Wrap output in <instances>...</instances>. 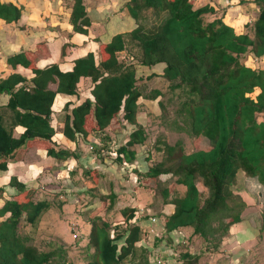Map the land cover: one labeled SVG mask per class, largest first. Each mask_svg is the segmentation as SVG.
I'll return each mask as SVG.
<instances>
[{"label": "trees", "instance_id": "obj_1", "mask_svg": "<svg viewBox=\"0 0 264 264\" xmlns=\"http://www.w3.org/2000/svg\"><path fill=\"white\" fill-rule=\"evenodd\" d=\"M249 3L258 8L257 18L245 25L243 33H238L223 18L205 25L203 17L217 13L209 4L195 8V0H129L127 9L138 27L127 34V38L139 45L138 64L135 58L127 63L120 60L127 52L126 38L122 34L115 36L111 43L101 45L99 64L91 53L77 60L70 72H62L58 65L38 68V60L49 56L44 45H39L37 52L22 51L9 56V66L29 69L34 78L28 80L20 74H12L0 80V102L2 95L10 97L7 105L10 114L0 113V170H8L12 161L24 160L32 148L44 149L48 156L59 161L75 157L69 150L57 149L53 140L56 131L51 123L57 95H77L82 78H92L94 101L86 99L76 107L66 106L64 136L73 142L79 137L87 138L117 126L122 117L136 129L129 141L116 150V158L119 164H134L138 159L136 146L148 141L144 127L138 122L143 94L138 87L137 68L165 64L162 76L172 83L171 89L184 88L187 93L188 99L180 113L185 116L190 135L196 137L197 149L187 154L182 142L168 146L164 150L165 159L149 167L145 177L163 179L168 184L161 191L162 196L164 203L175 209L165 216L161 229L165 235L181 245L175 236L190 228L197 238L218 249L223 234L242 222V213L248 207L241 195L235 193L239 173L264 188V121H258V116L264 114V69H254L241 60L248 55L264 58V0ZM241 4L246 3L241 0ZM150 10L166 14V18L147 34L140 22ZM22 11L15 4L0 0V19L7 24L19 23ZM71 24L76 33H89L92 21L84 0H75ZM154 77L156 74L147 79ZM51 85L57 88L53 90ZM256 91L259 94L254 99L251 95ZM161 95L156 91L152 100ZM19 126L25 128V132L17 138L15 128ZM86 175V192L97 191L103 173L89 169ZM198 183L203 185L205 194ZM11 186L19 193L0 210L2 217L11 214L0 222V264H50L54 254L30 245L19 229L23 217L28 224L37 226L51 205L48 201L35 202L36 190L27 188L17 178L11 180ZM179 186L186 187L182 196L176 194ZM3 198L4 190L0 188V199ZM107 200L115 204L116 194L102 196L101 207L93 213L89 235L93 252L89 264H126L143 239L144 229L136 221L138 208L122 209L125 227L121 224L114 227L100 216ZM261 219L260 231L264 233V212ZM155 220L153 224L157 228L160 222ZM162 240H158L159 243ZM144 244L142 242L143 248ZM172 259H175L174 254L156 257L158 264L159 261L173 264ZM183 261V264H197L198 257L186 253Z\"/></svg>", "mask_w": 264, "mask_h": 264}, {"label": "crops", "instance_id": "obj_2", "mask_svg": "<svg viewBox=\"0 0 264 264\" xmlns=\"http://www.w3.org/2000/svg\"><path fill=\"white\" fill-rule=\"evenodd\" d=\"M1 1L3 3H13L19 8H22L23 11L22 18L19 23L7 24L5 21L0 19V80L6 79L12 74H20L28 80L34 78L33 72L29 69H25L21 66H18L16 69H14L9 66L7 63V58L22 51L37 52L39 45H44L47 48V52L49 54V56H42L38 60L37 66L40 69H46L53 65H58L62 72H70L74 69L75 62L77 60L85 58L91 53L95 55L96 63L99 64V53L102 44H109L112 42L115 36L124 32L129 34L138 27L136 21H132V23L126 25L128 20L131 19L127 9L129 0H84V4L92 21V25L88 29L89 33L87 35L76 33L71 24L72 6L74 5L75 0ZM223 2L224 3H221L220 6L225 8L227 2L225 0H223ZM250 5H254V7L257 9L255 4ZM215 9L216 11L218 10L216 5ZM257 11L259 12L258 9ZM258 12L256 14H258ZM249 16L250 15L244 16L243 18L246 20V18ZM224 21L226 22V20ZM226 23L233 26L238 33H243L245 31V26L238 25L236 22ZM125 54L126 55L124 58L128 56L127 52H125ZM121 56L120 60L123 59ZM165 67V64H159L152 68L144 66H139L138 68L139 73L142 72L146 74V78L153 74H156L157 78H161ZM93 86L94 84L92 78H82L78 85L77 95L70 96L58 94L53 105L51 124L56 131L53 140L57 145V149L69 150L75 153V157L66 161H59L48 156L47 151L44 149L32 148L26 153L24 160L12 161L9 163L8 170H0V188L4 190V198L0 199V210H2L6 201H12L19 193L16 187L11 186V180L13 178H17L18 181L27 186V188L36 190L34 197L35 202L48 201L51 205L49 210L42 216L37 226L28 224L23 217L19 232L22 237H25L29 240L28 243L30 245H33L31 244V233H28L29 236L27 233L26 235H23L24 233L22 231L24 228L32 230V233L40 229V227L43 226L45 220H50L53 215L55 217V209H57V207H61L62 205L64 207L67 205L64 204V200L62 199H64L66 196L69 198V194L71 193L74 194L75 192H83L82 196L87 198L91 197L88 195L90 192H86V183H83L88 180L86 170L88 171L89 169H97L103 173V177L100 180L99 189L90 193L95 196V199H101L102 196H109L114 193L117 196L116 205L118 206L117 203L121 202L120 206H118V208H120L123 206L124 201L128 200V195L132 193L131 190H121V187H119L121 180L116 181L115 179L110 178L112 176V172H114L116 175L119 171H116V168L122 170L124 169V165L119 164L115 156V161H113L110 165V167L112 166L113 169L106 170L108 166L104 165L105 163H102L100 160V154L102 152H107V154L112 156L115 147H117L115 148L117 150L120 146L125 145L129 141L130 135L135 131V126L129 125L121 117L119 119L121 124L117 126H110L104 132L94 133L87 138L79 137L78 140L74 142L67 139L63 134L66 106L70 104L72 105V108L76 107L86 99H92L94 101L91 93ZM50 88L55 90L57 86L51 85ZM144 99L145 98L143 94L139 104H141V102H145L143 101ZM9 100L10 97L7 94L1 96L0 113L5 115L10 114V111L7 107ZM139 118L140 114H138V122L142 127H144L145 131H147L145 125L142 121H140L141 119ZM6 125H9V121ZM24 132L25 128L21 126L16 127L15 137H20ZM118 137L120 138L118 139ZM118 142L119 144L116 145ZM146 146L147 142L145 145L136 146L138 159L134 164L126 163L129 166L135 167V169H133L134 171L132 172L133 175H136L137 172H135V170L140 168V164H142L140 160V155H142V153H140V147L141 149H144ZM114 154H116V152ZM106 160H108V157L105 155V161ZM134 165L138 166L136 167ZM121 174L122 172H120L119 176L121 179H123L125 173L123 172L122 176ZM130 184L131 183H129V186H135L134 184ZM131 188L133 187H130V189ZM142 189H138L139 191L136 190L138 192H133L135 196L137 194V198L132 199L133 203L127 204L120 209H124L126 207H137L138 209H141L142 207L140 206H143L141 205V198L146 197L147 195L146 191ZM181 190V194L184 195L186 192V187L182 186ZM98 192L101 194L100 197L96 194ZM95 199H93L94 202ZM109 201V206H114L111 200ZM95 205H89V208L90 206L99 208ZM174 209V206L168 204L164 207V210L162 209L163 212L159 213V215H154L153 213L152 215H148L144 220L137 219L138 217H136V220L143 224V228L152 229L156 228V224H153L152 219H159L160 224L158 227L162 229L165 223V216L174 213ZM142 212L144 213V211ZM10 216L11 214H7L4 217L0 215V222L6 221ZM142 224L140 225L142 226ZM90 226L91 225H89V227ZM46 228L47 227H45V229ZM89 229L91 230V228ZM183 230L190 231L189 228ZM173 240L174 239L172 238L169 242H173ZM183 240L184 239L181 241ZM141 244L142 243H139L138 246ZM166 244H168V242L162 240L161 245L158 247V249L164 252L162 255L163 257H167L166 254H172L170 253L172 245L165 246ZM172 261H176V258L172 259L171 262Z\"/></svg>", "mask_w": 264, "mask_h": 264}, {"label": "rangeland", "instance_id": "obj_3", "mask_svg": "<svg viewBox=\"0 0 264 264\" xmlns=\"http://www.w3.org/2000/svg\"><path fill=\"white\" fill-rule=\"evenodd\" d=\"M225 1L227 5L223 8L220 6L221 3H224L223 0H195V8L203 7L208 4L213 7H215V5L218 7L216 14H209L203 17L205 25L211 23L215 19L223 18L228 23L236 22L238 25L245 26L247 23H253L257 18L256 13L258 12V8L256 9L254 5H250L251 3H249L253 0H244L246 3L245 5L241 4V0ZM248 15L250 16L245 20L243 17ZM165 18L166 14L159 15L153 10L146 11L140 25H142L144 32L151 34ZM132 21L134 22L135 20L132 18L129 19L126 25H129ZM122 35L125 36L127 48L128 46L129 48L127 51L128 56L124 58L126 54L122 55L121 57H123V59L121 61L127 63L135 57L134 62H136L137 57L139 58L141 56L139 45L127 38V32L122 33ZM241 60L245 62L247 66L254 69H264V58L256 59L248 55L244 56ZM136 64L138 63L136 62ZM137 71L139 73V68H137ZM145 75L146 74L142 72L139 73L140 80L138 83V87L145 98L143 100L145 102L139 104L140 112L138 114H140L139 119H141L140 121L145 125L148 135L147 146L144 149L140 147V153H142V155H140V160L142 164H140V168L135 170L137 176L132 173L135 167L124 164V169L120 170L116 168V171H119L116 175L112 172V176L110 177L116 181L121 180L119 187H121L122 191L131 190L132 193H135L139 191L138 189L141 190L142 188V190L146 191V197L141 198V205L143 206H140L142 208L138 209L139 213L137 216V219L142 220L153 213L154 215H159L167 205L164 203L161 191L165 187H168V184L162 178V180L147 179L145 173L148 171V168L165 159L166 153L164 150L168 146H175L177 143L182 142L183 150L187 154L197 149L195 146L196 137L190 135V127L188 123L185 122V116L180 113L182 104L188 99L185 89L182 88L173 91L171 89L172 83L163 76L161 78L154 77L152 79H147ZM156 91H160L162 95L152 100ZM258 94L259 91H256L251 97L255 99ZM258 121H264V114L258 116ZM119 124H121L120 121L117 125ZM119 138L120 137H118V139ZM118 144L119 142L116 145ZM115 148L112 153L113 157L107 154V152H102L100 154V160L102 163H105L104 165L108 166L106 170L113 169L110 165L115 161ZM159 148L163 151L159 152ZM104 154L108 157L106 161ZM120 172H122L121 176L123 172L125 173L123 179L119 176ZM255 182L256 181L246 177L244 173H239L238 183L235 186V193L241 195L248 203V207L242 213V222L234 225L230 228L229 232L223 234L222 243L218 249H215L210 243L207 244L202 241V239L197 238L194 235L193 229L189 228L190 231L181 230L179 235H176L175 238L177 242H181L182 244L177 245L174 241L169 242L172 238L165 235L158 227L159 225L157 228L146 229L143 228V224L140 223L144 229L142 242L143 244L145 243V248L141 246L142 244L140 246L137 245L135 254L130 257L126 264H154L155 261L158 264L156 257H163L162 255L164 254V252L158 249L161 245L158 240H161V238H163V241L168 242L165 246L172 245L170 251L172 254L169 255L174 254L176 258L173 264H183V255L186 253H191L198 257L197 264H264V233L260 231L262 227L261 215L262 212H264V188ZM83 183L87 184V181ZM129 183L135 186H129ZM130 187L133 188L130 189ZM198 187L203 194L206 193L201 183H198ZM181 188L182 186H179L176 191L178 196H182ZM150 189L154 190V193H152ZM82 193L75 192L74 194H69V198H67V196L64 197L62 200H64V204L67 205L64 207L63 205L57 207V209H55V217L53 215L50 220H45L42 226L43 228L40 227V229L36 230L34 233H32V230L25 228L22 231L24 233L23 235L27 233L29 236L31 233V244H33V246L37 247L40 251L52 252L54 254L50 264L90 263V255L93 250L89 246V235L91 232L89 229L91 226L89 227V225H91L93 213L97 208L94 206H90L89 208V205L96 204L95 206L101 207L102 203L100 198H96L94 202L91 197L87 198L82 196ZM132 193L128 195V200L124 201L121 207L133 203L132 199L137 198V194L135 196V194ZM96 194L99 197L101 195L99 192ZM88 195L90 196V194ZM120 203L121 202L117 203L118 206H120ZM109 204L110 201L107 200V206L101 212L100 216L104 220L109 221L114 227L120 224L125 227L123 224L124 219L120 214L122 211V209H120L121 207L118 208L116 203L111 207ZM142 211H144V213ZM157 221L160 222L159 219H157ZM225 225L227 226L228 224L225 222ZM45 227L47 228L45 229ZM112 234H114V232H112ZM182 239H184V242L181 241ZM208 247H210L209 250ZM154 252L157 253L154 255Z\"/></svg>", "mask_w": 264, "mask_h": 264}, {"label": "built area", "instance_id": "obj_4", "mask_svg": "<svg viewBox=\"0 0 264 264\" xmlns=\"http://www.w3.org/2000/svg\"><path fill=\"white\" fill-rule=\"evenodd\" d=\"M153 222H156L155 219H153ZM165 262L164 261H159V264H164Z\"/></svg>", "mask_w": 264, "mask_h": 264}]
</instances>
